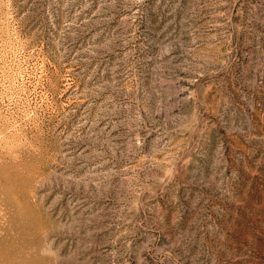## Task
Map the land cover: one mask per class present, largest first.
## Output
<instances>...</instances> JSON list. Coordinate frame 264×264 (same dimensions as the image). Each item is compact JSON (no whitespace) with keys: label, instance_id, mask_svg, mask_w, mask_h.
I'll list each match as a JSON object with an SVG mask.
<instances>
[{"label":"rangeland","instance_id":"374dc122","mask_svg":"<svg viewBox=\"0 0 264 264\" xmlns=\"http://www.w3.org/2000/svg\"><path fill=\"white\" fill-rule=\"evenodd\" d=\"M0 264H264V0H0Z\"/></svg>","mask_w":264,"mask_h":264}]
</instances>
